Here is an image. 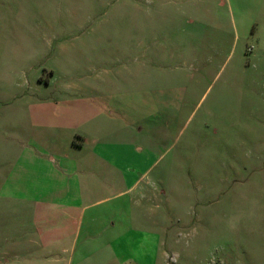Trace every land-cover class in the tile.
I'll return each mask as SVG.
<instances>
[{
	"label": "rangeland",
	"instance_id": "obj_1",
	"mask_svg": "<svg viewBox=\"0 0 264 264\" xmlns=\"http://www.w3.org/2000/svg\"><path fill=\"white\" fill-rule=\"evenodd\" d=\"M0 264H264V0H0Z\"/></svg>",
	"mask_w": 264,
	"mask_h": 264
}]
</instances>
